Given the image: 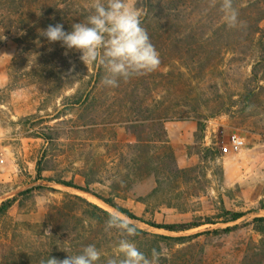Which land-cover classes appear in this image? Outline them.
<instances>
[{
	"label": "rangeland",
	"instance_id": "rangeland-1",
	"mask_svg": "<svg viewBox=\"0 0 264 264\" xmlns=\"http://www.w3.org/2000/svg\"><path fill=\"white\" fill-rule=\"evenodd\" d=\"M159 1L188 12L195 8L191 25L197 32L212 25L208 34L214 38L200 49L178 45V39L171 47L154 42L158 68L115 89L101 82L94 88L93 65L40 35L49 25L62 24L67 32L73 23L86 22L92 9L82 6L92 0H77L81 7L0 11V205L16 197L0 214V264H41L48 255L62 260L64 251L76 254L89 244L101 251L104 264L103 253L122 237L96 220L102 214L93 205L112 209L99 197L139 217L143 222L136 227L149 234L146 242L158 243L160 259L172 258V264H183V255L201 264H239L248 244L257 251L260 236L251 224L229 234L190 236L264 216V57L254 51L255 36L264 47V0L260 12L255 0H237L243 29H229L208 0ZM170 21H153L152 28ZM223 27L240 36L218 41L212 31L224 33ZM189 49H195L194 62ZM147 106L199 113L202 127L191 114L165 121L164 132H156L136 110ZM232 133L246 141L241 156L223 150ZM224 209L246 214L235 223L180 233L147 224L222 221ZM147 248L150 254L153 248Z\"/></svg>",
	"mask_w": 264,
	"mask_h": 264
},
{
	"label": "clouds",
	"instance_id": "clouds-1",
	"mask_svg": "<svg viewBox=\"0 0 264 264\" xmlns=\"http://www.w3.org/2000/svg\"><path fill=\"white\" fill-rule=\"evenodd\" d=\"M208 6H218L229 29L246 27V22L239 18L234 0H208ZM91 9L86 22L73 23L71 31L66 32L62 24H55L41 30L40 35L49 43L60 42L67 50L78 51L87 67L102 66L104 75L101 83L107 88H118L121 81L158 68L159 52L142 26V17L148 13L143 0H92ZM136 224L119 209H111L105 221V230L115 229L122 238L111 253H103L104 264H159L160 252L156 248L145 254L135 242L134 238L139 235ZM50 228L45 230L49 236ZM64 252L66 258L61 260L48 255L47 259L41 260V264H99L102 258L95 244L84 246L76 254Z\"/></svg>",
	"mask_w": 264,
	"mask_h": 264
},
{
	"label": "trees",
	"instance_id": "trees-1",
	"mask_svg": "<svg viewBox=\"0 0 264 264\" xmlns=\"http://www.w3.org/2000/svg\"><path fill=\"white\" fill-rule=\"evenodd\" d=\"M145 1H146L145 4H146V7L148 9V13L142 20V26L147 30L150 41L152 44L154 42H156V43L163 42L164 44H166V46H170V45H172L171 41H173L174 39H178L179 40L177 42L178 45L180 43H183L184 45H187L189 47L194 45V48L196 46L200 49V45H205L209 42V40H212L214 38V37H211L212 35L209 36V34H208L212 30V25L199 28L201 30L198 32L195 31V28H193V25H191L192 21L195 20L193 17V14H191V13H193L195 8L189 10V12H188V7H178L176 5L173 7H164L161 5L159 0L156 2H154L153 0H145ZM189 1L190 0H188V2ZM238 1H241V0H238ZM171 2H173V0H168L167 4L169 5ZM234 3H235L236 7H241L237 3V0H234ZM261 3H262V1L255 0L256 12H260L261 9L259 7H261ZM43 5L48 6V7H81V6H79V3L77 2V0H65V1L64 0H0V11H3L5 7H39V6L41 7ZM82 7H91V4L85 3ZM245 7H247V6L245 5ZM245 7H244V9H242V11L245 10ZM181 8H182V10H180ZM243 14L246 15L248 18H250L246 12H243ZM262 14H264V13H262ZM262 14H258V15H262ZM163 18H167V19L170 18V20H171L170 23H168L167 25H164V26L160 25V28H158V29H153L152 28V22L153 21H160ZM172 22H174L175 24H173ZM258 24H257L256 28H259V30H260L261 28L258 26ZM223 29H224V33H220V34H218V29H214L215 31H212V34L215 35L216 36L215 38L220 42L227 43L230 40H232L233 36H240L239 33H238V35H234V34L232 35V32H230L225 27H223ZM254 39H257V40H255V43H254V51L257 52L260 57H264V47L261 46L263 43L262 40H259L258 38H256V36L254 37ZM175 43H176V41H175ZM225 46H228V44H226ZM178 48H179V46H178ZM222 48H223L222 46L219 48V51H218L219 53L221 52ZM205 49H206V46H205ZM194 50L195 49L187 50V52H188L187 55L190 57L191 62H194V58L196 56V55H194V52H195ZM206 55H207V52L205 51L203 53L204 59H206ZM93 68L94 69H93V74L91 75V80H93L92 81L94 83L93 87L95 88V87H97V84L100 83L102 80V77L104 75V69L102 66H99V65H93ZM158 73L160 75L162 74L161 71H156L157 75H158ZM150 74H153V73H150ZM179 74L180 73H178V75ZM181 75L184 76L185 74L181 73ZM78 100H79L78 102L80 103L82 99L79 98ZM79 103H77V104H79ZM160 109H162V108L159 106H156L153 108L147 106V107H142V109H141V107L136 108V110H140V112H141L140 116L145 118L144 122L150 123V125L155 127L156 132L157 131L158 132L163 131V123L165 121H173L176 119L180 120L181 118H188L191 116V114H194V116H192V117L197 121L200 129L202 127V123L200 120L201 114H199V113H193L192 111H190L188 113H185L183 111L181 113L180 111H176L174 109H169V111L166 110L162 113V111H160ZM183 113H185V115H183ZM142 133H143V131H142ZM40 179H41V177L38 176L35 181H38ZM55 182L61 183V184L68 186V187H74L78 190L87 191L86 189H83L81 187L74 186L72 183H65V182H59V181H55ZM38 188H45V187L38 186ZM32 190H33V187L26 189L25 191H22L20 193V195L31 192ZM99 198L103 202L108 204L110 207L119 209L125 216L131 218L132 220L138 221V222H143L139 217L130 213L128 210L116 205L115 203H113L109 199H105L103 197H99ZM15 200H16V197H13L11 199H8V200L2 202L0 205V214L5 209H7L8 207H11L13 205V203L15 202ZM92 208H94V210H96L102 214V216L100 215L98 217V219H96V220L99 222H105L107 217H108L109 212L98 207V206H96V205H93ZM224 211L225 212H223V215L225 216V218L222 221H208L206 223L194 221V222H188V223H171V224L147 223V224L153 228H156V229L164 230V231L171 232V233H180V232H186L189 230L199 228L200 226H203V225L212 226V225H216L218 223H224V224L235 223L239 219L243 218L246 214L244 212L242 213V212H235V211H226L225 209H224ZM247 224L252 225L254 231L260 236V238L258 240V243L256 244V246H257L256 250L257 251H253V248H252L253 244H255V243L251 242L250 244H248V246L245 250V253H244L241 261L239 262V264H256V261H254L255 259L258 260L259 264H264V216L254 217L249 222H244L242 224H235L232 226H227L224 228H217V229H212V230L208 229L203 233H199V234L190 236V238L199 237L202 235L229 234V233L234 232L235 230L240 229L244 225L246 226ZM138 232H139V235L140 234H142V235H140L141 236L140 238L138 237V239H137L138 241H136V242L138 243V245H144L145 246V249L142 250L143 252L149 250V248H147L149 246H150V249L157 248V251L160 252V245H158V243H155L153 240L148 241L149 244L146 242L147 236L149 235L147 232L141 231L139 229H138ZM152 237L156 238V240H158V239L171 240L170 237H165L162 235H152ZM187 238H189V237H187ZM161 257H162V255L160 256V258ZM187 258H188V256L183 255V257L181 259L183 264H191V263L201 264L200 261L193 260V259H187ZM170 259L171 260H167V259H164V257H163V259H160L159 264H172V258H170Z\"/></svg>",
	"mask_w": 264,
	"mask_h": 264
},
{
	"label": "built area",
	"instance_id": "built-area-1",
	"mask_svg": "<svg viewBox=\"0 0 264 264\" xmlns=\"http://www.w3.org/2000/svg\"><path fill=\"white\" fill-rule=\"evenodd\" d=\"M245 147H246L245 139L236 133H232L230 136L228 146H225L223 150L224 152L232 151L233 154L237 156H241L245 152ZM3 163H4V154H3V149L0 146V164Z\"/></svg>",
	"mask_w": 264,
	"mask_h": 264
}]
</instances>
